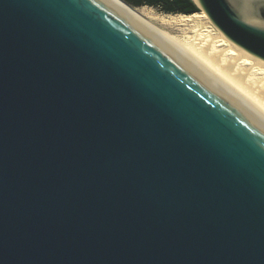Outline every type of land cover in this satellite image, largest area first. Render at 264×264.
Segmentation results:
<instances>
[{
	"label": "water",
	"instance_id": "95a60500",
	"mask_svg": "<svg viewBox=\"0 0 264 264\" xmlns=\"http://www.w3.org/2000/svg\"><path fill=\"white\" fill-rule=\"evenodd\" d=\"M194 1L264 63V0ZM205 76L109 0H0V264H264V122Z\"/></svg>",
	"mask_w": 264,
	"mask_h": 264
},
{
	"label": "bare ground",
	"instance_id": "6f19581e",
	"mask_svg": "<svg viewBox=\"0 0 264 264\" xmlns=\"http://www.w3.org/2000/svg\"><path fill=\"white\" fill-rule=\"evenodd\" d=\"M109 1L126 9L190 64L197 66L207 79L231 97L238 98L264 122V63L253 59L231 41L224 44L227 38L208 25L210 19L204 11L191 15L158 14L150 7L134 8L121 0ZM149 18L182 28L184 36L170 34Z\"/></svg>",
	"mask_w": 264,
	"mask_h": 264
},
{
	"label": "trees",
	"instance_id": "16d2710c",
	"mask_svg": "<svg viewBox=\"0 0 264 264\" xmlns=\"http://www.w3.org/2000/svg\"><path fill=\"white\" fill-rule=\"evenodd\" d=\"M134 7L151 6L166 14L191 15L200 10L194 0H124Z\"/></svg>",
	"mask_w": 264,
	"mask_h": 264
},
{
	"label": "rangeland",
	"instance_id": "374dc122",
	"mask_svg": "<svg viewBox=\"0 0 264 264\" xmlns=\"http://www.w3.org/2000/svg\"><path fill=\"white\" fill-rule=\"evenodd\" d=\"M129 4V3H128ZM132 6V5H131ZM134 7V6H133ZM141 7H150L153 8V10L158 13V14H166L164 12H160L157 8L151 7V6H141ZM141 7H134V8H141ZM152 22L156 23L157 26H159L160 28H162L163 30L169 32L172 35L178 36V37H183V31L182 28L180 27H171V26H167L165 25L161 20L157 19V18H149ZM209 26H212L214 29H217L212 22L210 21V23H208ZM229 40H225L223 43L224 44H228Z\"/></svg>",
	"mask_w": 264,
	"mask_h": 264
}]
</instances>
